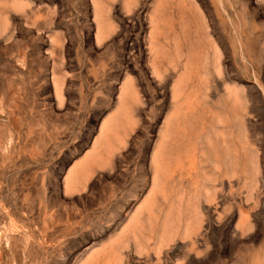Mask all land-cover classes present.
I'll list each match as a JSON object with an SVG mask.
<instances>
[{
	"label": "rangeland",
	"instance_id": "rangeland-1",
	"mask_svg": "<svg viewBox=\"0 0 264 264\" xmlns=\"http://www.w3.org/2000/svg\"><path fill=\"white\" fill-rule=\"evenodd\" d=\"M100 6L0 0V264H264V0Z\"/></svg>",
	"mask_w": 264,
	"mask_h": 264
},
{
	"label": "crops",
	"instance_id": "crops-1",
	"mask_svg": "<svg viewBox=\"0 0 264 264\" xmlns=\"http://www.w3.org/2000/svg\"><path fill=\"white\" fill-rule=\"evenodd\" d=\"M91 4H92L93 13L94 14H96V13L99 14L100 8H101V6H100V0H91ZM57 90H58V92H60L61 87H59V88L56 87V91Z\"/></svg>",
	"mask_w": 264,
	"mask_h": 264
}]
</instances>
